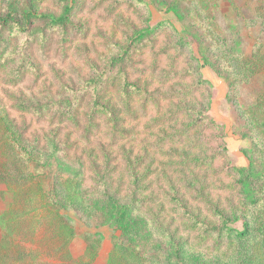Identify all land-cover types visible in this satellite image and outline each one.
I'll list each match as a JSON object with an SVG mask.
<instances>
[{
    "label": "rangeland",
    "instance_id": "obj_1",
    "mask_svg": "<svg viewBox=\"0 0 264 264\" xmlns=\"http://www.w3.org/2000/svg\"><path fill=\"white\" fill-rule=\"evenodd\" d=\"M67 3L0 0V17L58 18ZM72 5L75 27L43 18L31 35L17 26L0 35V167L7 162L20 187L33 174L62 208L77 187L79 202L63 209L76 229L73 256L89 248L92 264H264V0ZM97 79L110 114L87 131L84 95L80 128L55 115L54 103ZM3 122L23 133L35 161L8 142ZM104 181L131 205L129 230L101 211ZM13 199L1 182L0 214ZM225 223L248 233L219 243L212 229Z\"/></svg>",
    "mask_w": 264,
    "mask_h": 264
},
{
    "label": "trees",
    "instance_id": "obj_2",
    "mask_svg": "<svg viewBox=\"0 0 264 264\" xmlns=\"http://www.w3.org/2000/svg\"><path fill=\"white\" fill-rule=\"evenodd\" d=\"M72 4L73 0L71 3H67L63 14L58 18L55 15L44 17L45 15L36 13H28L27 16L23 15L20 18L18 17L20 16L19 13L17 14L14 9H11L6 15L0 17V35L7 26H17L19 32L31 35L35 22L43 18L49 20L48 24L53 27L62 26L66 28L68 23L75 27L70 21L73 10ZM117 81L119 80L114 78L113 85ZM92 82L95 83L94 87H89L88 83ZM101 82L98 79L86 81L84 84L87 83V86L84 85L80 91H76V93H84L81 97L75 94V98L54 103L57 106L59 104V109H56L55 115L60 120H65L72 123L71 125L76 128H80L77 111H74L75 105L78 106L82 102L84 95H89L91 101L88 104L87 131L95 126L94 119L111 113L107 103L103 101L105 94L99 91ZM127 84L128 82L125 83V85ZM136 90L140 91V89ZM121 96L126 104L130 103L131 97L128 91L124 89ZM62 104H65L63 108L60 107ZM47 106L49 109V105ZM41 108L37 114H40L46 106ZM3 129L6 131L8 142L24 157L27 164L36 160L32 151L24 145L21 131L16 130L12 124L7 122H3ZM13 180L7 170V162H4L0 167V183H7L9 189L14 193V199L10 209L0 214V264H46L47 262H43L45 259L56 261L48 264H92L98 253L89 248L79 257L73 256L72 243L75 239L76 229L73 218L66 214L63 209L73 207L79 202L82 193L77 187L73 185L69 187L66 198L68 206L62 208L57 205L51 190L42 185L33 174L30 173L24 178L26 186L14 185ZM95 181L100 182L97 179ZM100 187L104 198V206L101 211L104 215L109 216L107 220L115 226L119 225L123 231L129 230L130 225L126 224V221L131 205L120 203L115 195L110 194L108 192L109 185L106 181L102 182ZM212 230H215L214 232L220 236L218 237L219 243H221V237L225 233L231 236L229 238H232L233 235L243 238L248 233L245 227L239 230L237 227H232L226 223ZM40 234H44L42 238H40ZM109 264H114V259L110 258Z\"/></svg>",
    "mask_w": 264,
    "mask_h": 264
}]
</instances>
